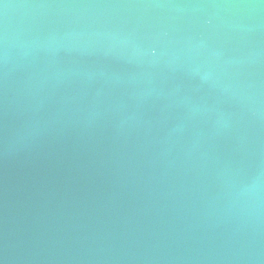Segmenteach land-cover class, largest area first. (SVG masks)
Wrapping results in <instances>:
<instances>
[{
	"label": "water",
	"instance_id": "95a60500",
	"mask_svg": "<svg viewBox=\"0 0 264 264\" xmlns=\"http://www.w3.org/2000/svg\"><path fill=\"white\" fill-rule=\"evenodd\" d=\"M0 264H264V0H0Z\"/></svg>",
	"mask_w": 264,
	"mask_h": 264
}]
</instances>
